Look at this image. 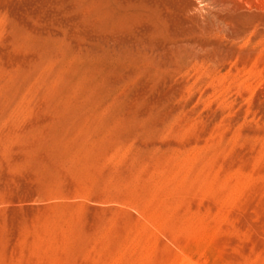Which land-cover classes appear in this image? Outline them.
<instances>
[{
	"label": "rangeland",
	"instance_id": "374dc122",
	"mask_svg": "<svg viewBox=\"0 0 264 264\" xmlns=\"http://www.w3.org/2000/svg\"><path fill=\"white\" fill-rule=\"evenodd\" d=\"M0 264H264V0H0Z\"/></svg>",
	"mask_w": 264,
	"mask_h": 264
}]
</instances>
